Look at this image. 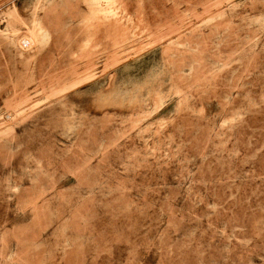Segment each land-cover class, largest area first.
Listing matches in <instances>:
<instances>
[{"label":"rangeland","instance_id":"rangeland-1","mask_svg":"<svg viewBox=\"0 0 264 264\" xmlns=\"http://www.w3.org/2000/svg\"><path fill=\"white\" fill-rule=\"evenodd\" d=\"M0 264H264V0H0Z\"/></svg>","mask_w":264,"mask_h":264}]
</instances>
